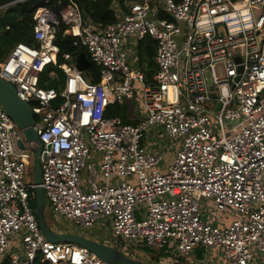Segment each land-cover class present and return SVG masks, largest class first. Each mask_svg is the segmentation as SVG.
<instances>
[{
	"label": "built area",
	"instance_id": "2783aa9c",
	"mask_svg": "<svg viewBox=\"0 0 264 264\" xmlns=\"http://www.w3.org/2000/svg\"><path fill=\"white\" fill-rule=\"evenodd\" d=\"M21 1L0 3V14ZM126 5L106 26L84 22L73 3L45 7L33 26L39 44L18 42L0 63V77L32 106L47 207L77 227L104 222L113 232L106 243L132 257L121 239L169 247L179 264H264V0ZM61 23L88 50L99 82L78 69V55L58 59ZM148 35L157 43L151 79L132 67L126 46ZM50 65L66 75L60 90L40 85ZM136 94L144 114L137 124L106 115ZM151 131L178 144L165 169L167 149L145 144ZM16 132L24 138L0 104V264H35L39 254L49 264H114L46 238L27 177L32 152Z\"/></svg>",
	"mask_w": 264,
	"mask_h": 264
},
{
	"label": "trees",
	"instance_id": "16d2710c",
	"mask_svg": "<svg viewBox=\"0 0 264 264\" xmlns=\"http://www.w3.org/2000/svg\"><path fill=\"white\" fill-rule=\"evenodd\" d=\"M9 0H0V3ZM75 4L78 7L84 22L93 25L101 24L106 26L116 22L122 12H127L128 8L126 0H25L9 7L4 13L0 14V63L9 55L12 48L18 42H25L30 45L37 46L39 42L33 36V26L36 22L38 13L45 7L59 11L68 4ZM161 17L172 19L168 14L161 13ZM66 25L61 23L56 30L55 45L59 48L58 59L61 61L65 53H73L79 55L85 52L90 58L86 48H79L74 44L71 35L65 34ZM137 54L140 67L146 72L148 79H151L158 69L156 61L157 43L151 36L137 42ZM51 70H55L58 79L49 78ZM86 79L92 83L101 80L100 69L93 66L83 72ZM66 79L65 73L54 65H50L44 69L40 77V85L46 88H56L60 90ZM128 106L125 104H114L106 110L107 116H120L122 122L126 124H137L139 118H130L128 116ZM32 205L36 208V197L32 201ZM56 222H58L56 220ZM58 227H54L57 231H75L70 226H66L64 222H58ZM76 232V231H75ZM154 252V249L151 248ZM41 254L35 264H49L42 261ZM154 262L165 264H179L178 259L174 257L173 252L169 251V247L156 250L151 256Z\"/></svg>",
	"mask_w": 264,
	"mask_h": 264
},
{
	"label": "water",
	"instance_id": "95a60500",
	"mask_svg": "<svg viewBox=\"0 0 264 264\" xmlns=\"http://www.w3.org/2000/svg\"><path fill=\"white\" fill-rule=\"evenodd\" d=\"M222 32L224 27H221ZM237 60H240L237 57ZM76 65L80 71H86L93 66V62L85 52H81L76 58ZM242 70V67L240 68ZM0 104L14 120L16 126L22 131L24 138L20 137L17 144L22 149L32 152L31 167L34 169V191L36 195V214L42 232L47 239L53 242L70 241L87 247L99 257L114 264H165L161 262H148L136 259L126 254L123 250L100 241L96 238L79 233L78 231H57L47 218V200L42 186L41 152L42 141L39 138L35 116L31 104L19 97L16 87L8 80L0 77Z\"/></svg>",
	"mask_w": 264,
	"mask_h": 264
},
{
	"label": "rangeland",
	"instance_id": "374dc122",
	"mask_svg": "<svg viewBox=\"0 0 264 264\" xmlns=\"http://www.w3.org/2000/svg\"><path fill=\"white\" fill-rule=\"evenodd\" d=\"M131 48H132V51L130 52V60H131V63L133 62L132 67L133 68L140 67L139 60H137L138 59V54H137L138 52H137L134 45L131 46ZM139 101H140L139 94H136L135 99H133V104H134L135 110L139 105ZM159 143H162V142H159ZM164 143H166V142H164ZM170 156L171 155H168V160H169ZM160 168L165 169L164 164H161ZM27 177L31 181H34V169H33V167H30ZM46 214H47L48 221L50 222V224L52 226L58 227V225H59L58 222L61 221V222H64L65 225L66 224L72 225L73 227H71V226L70 227L73 230H75L76 232L78 231L79 233H82L84 235H88L90 237L96 238L100 241H109V239L113 233L111 228L107 227L104 224V222H103L104 219L101 220V222H103V224L101 226L96 224L92 228H82V227H77L72 221L65 220V219H57L55 217L53 211L49 207H47V209H46ZM56 220L58 222H56ZM120 243L123 244V246L127 247L126 250L129 253H131L132 255H134L135 256L134 258L140 259L143 261L154 262L151 259L149 260L148 258L150 256H152V254L154 252L156 253V249H154V252H153L150 247H148L144 244L138 243V242L131 241V240H122L121 239ZM261 261H263V260H258V263L261 264L262 263ZM258 263L256 262V264H258Z\"/></svg>",
	"mask_w": 264,
	"mask_h": 264
},
{
	"label": "crops",
	"instance_id": "0c3cea01",
	"mask_svg": "<svg viewBox=\"0 0 264 264\" xmlns=\"http://www.w3.org/2000/svg\"><path fill=\"white\" fill-rule=\"evenodd\" d=\"M135 46V48H136V50H137V47H136V45H137V42H135L134 40H130L127 44H126V46H127V48H128V50H130V52L132 51V48H131V46ZM125 105H127L128 106V116L130 117V118H143L144 117V114H143V109H142V107H141V101H139V105H138V107L136 108V110H135V108H134V104H133V100H128L126 103H124ZM150 136L149 137H147V140L145 141V144L149 147V148H152V149H156V148H158L159 146H161V147H165L166 149H167V155H166V160H165V162L163 163L164 164V166H165V168H166V165L173 159V157H174V155H175V153H176V149H177V146H178V144H177V142H175V141H171V142H169V141H160V140H157L156 138H154V132L153 131H151L150 133ZM159 142H162V143H159ZM164 142H166V143H164ZM179 143V142H178ZM168 155H171L170 156V158H169V160H168ZM92 156L94 157V159L95 160H98L99 158H100V154L98 153V152H92ZM66 226L68 227V226H71V227H73L72 225H70V224H66ZM54 227V226H53ZM105 242H108V241H105ZM152 257L150 256L148 259L150 260ZM147 259V260H148Z\"/></svg>",
	"mask_w": 264,
	"mask_h": 264
}]
</instances>
